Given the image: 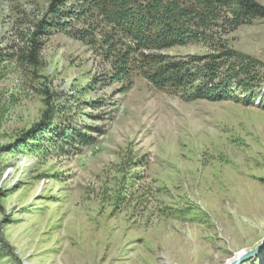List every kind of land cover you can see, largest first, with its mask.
Wrapping results in <instances>:
<instances>
[{
    "label": "rangeland",
    "instance_id": "374dc122",
    "mask_svg": "<svg viewBox=\"0 0 264 264\" xmlns=\"http://www.w3.org/2000/svg\"><path fill=\"white\" fill-rule=\"evenodd\" d=\"M120 1L132 12L148 0ZM73 6L81 15L52 28ZM114 7L0 0V264H229L264 240V15L233 29L222 12L211 45L160 51L196 73L209 61L194 59L226 49L216 61L259 73L252 92L233 81L206 100L145 78ZM50 122L87 137L55 152L36 141Z\"/></svg>",
    "mask_w": 264,
    "mask_h": 264
},
{
    "label": "trees",
    "instance_id": "16d2710c",
    "mask_svg": "<svg viewBox=\"0 0 264 264\" xmlns=\"http://www.w3.org/2000/svg\"><path fill=\"white\" fill-rule=\"evenodd\" d=\"M113 3L114 13L110 19H113L127 37L133 39L141 54L149 60L147 64L150 63L151 66L143 67L142 71L145 78L155 87L164 89L170 85L172 88L188 91L194 99L206 100H220L228 97L233 81L237 88L251 92L256 87L253 85V81L256 80L259 73L254 72L256 76H253V72H250L251 67L243 59H239L235 63L232 62V64L231 61L230 64L226 61H216L228 56L226 49L222 50L220 54H210L204 59L199 57L194 59V61L200 60L201 62L209 61L197 67L198 72L196 73L184 70L188 69L186 68L188 64L185 62L172 60L171 57L170 62H167V56L160 53L163 49L186 46L190 43L203 42L211 45L214 38L207 34V31L225 11L232 16L230 19L231 28L236 29L242 25L250 24L255 17L264 15V9L254 5L252 0H188V3H183L180 0H148L132 12L125 9V3L120 0H113ZM78 5L80 6L81 3ZM234 7L239 9V12L229 11ZM82 11L83 9L76 13L74 6L63 12L57 8L53 12L57 19H53L50 25L52 28L66 27V23L62 21L65 18H72L73 14L80 16ZM41 30L46 33L47 25L41 27ZM38 44V41H33L31 51L25 56V60L31 64L36 63L39 52ZM145 50L154 53L144 54ZM229 59L233 58L229 55ZM249 62L252 63V60ZM227 64L229 66L226 67ZM117 67L119 70L123 69L121 66ZM219 69H226L227 72H213ZM117 74L119 77L125 78L127 72L123 71ZM217 79H220L219 82H216ZM196 81H198L197 85ZM63 130L64 127L50 122L44 136H39V133L32 135L39 136L36 138L38 143L45 137H47V141L57 142L59 147L54 145L52 148L55 149V152L64 148L65 144H69L71 141L73 143L84 142L87 137L86 134L81 136L82 133L72 131H67L64 134ZM24 146L29 148L27 143ZM49 151L47 150V152ZM41 152L39 151V153Z\"/></svg>",
    "mask_w": 264,
    "mask_h": 264
},
{
    "label": "water",
    "instance_id": "95a60500",
    "mask_svg": "<svg viewBox=\"0 0 264 264\" xmlns=\"http://www.w3.org/2000/svg\"><path fill=\"white\" fill-rule=\"evenodd\" d=\"M264 252V240L258 244L254 249L250 251H243L239 253L235 260L229 262V264H242Z\"/></svg>",
    "mask_w": 264,
    "mask_h": 264
}]
</instances>
